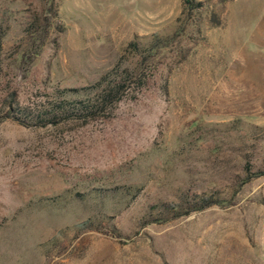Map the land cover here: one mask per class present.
Here are the masks:
<instances>
[{"label": "rangeland", "instance_id": "374dc122", "mask_svg": "<svg viewBox=\"0 0 264 264\" xmlns=\"http://www.w3.org/2000/svg\"><path fill=\"white\" fill-rule=\"evenodd\" d=\"M193 1L0 0V264H264V0ZM135 68L111 113L2 118Z\"/></svg>", "mask_w": 264, "mask_h": 264}, {"label": "trees", "instance_id": "16d2710c", "mask_svg": "<svg viewBox=\"0 0 264 264\" xmlns=\"http://www.w3.org/2000/svg\"><path fill=\"white\" fill-rule=\"evenodd\" d=\"M188 7L192 8L193 0H185ZM162 40V39H161ZM162 42H166L163 41ZM165 44V43H162ZM109 73L100 78L91 87L76 89L66 88L58 91L62 96L56 102H51L49 107L32 110L29 107L9 105L2 118H11L18 123L32 125L57 124L68 119H89L107 111L111 113L116 107V103L127 96L128 93L138 91L142 88L149 78L150 74H144L140 68L125 70L120 78L110 79ZM95 90V94L90 97L69 100L65 96L78 95L82 91ZM85 93V92H83ZM82 93V94H83ZM255 175H264V170H259ZM209 205L205 203L202 207ZM195 209H189L190 212Z\"/></svg>", "mask_w": 264, "mask_h": 264}]
</instances>
